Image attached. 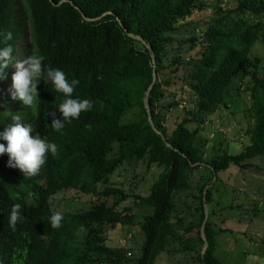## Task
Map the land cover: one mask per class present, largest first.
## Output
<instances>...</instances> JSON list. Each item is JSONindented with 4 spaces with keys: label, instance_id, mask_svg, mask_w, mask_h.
<instances>
[{
    "label": "trees",
    "instance_id": "1",
    "mask_svg": "<svg viewBox=\"0 0 264 264\" xmlns=\"http://www.w3.org/2000/svg\"><path fill=\"white\" fill-rule=\"evenodd\" d=\"M206 1L0 0V32L12 33L6 43L14 58L42 55L43 65L78 80L73 98L92 102L90 110L56 132L50 125L61 118L55 108L61 93L38 82L40 102L32 112L11 98L13 67L0 81V130L19 115L35 134L57 145L35 176L6 167L7 155H0V264H155L162 254L173 253L195 254L197 264H225L214 256L212 190L220 172L264 160V72L260 60L250 59L254 45L264 40V0L218 8L217 19L199 35L193 27L182 40L179 31L191 25L188 19L202 12ZM197 47V53L183 54ZM177 83L194 102L189 117L167 136L166 115L181 102L174 94L168 104L164 98ZM232 89L248 96L253 125L244 131L240 152L206 162L197 140L200 126L221 107L227 109ZM136 166L145 175L160 170L145 196L130 195L113 180ZM202 168L207 178L192 196L195 206L180 211L176 201L190 190L191 174ZM131 179L135 186L145 180L135 171ZM70 190L94 200L84 211L63 215L53 228L50 201ZM129 199L132 206H122ZM16 203L23 219L12 229L7 216ZM139 216L140 257L129 259L131 252L121 243L109 246L101 232L131 226Z\"/></svg>",
    "mask_w": 264,
    "mask_h": 264
},
{
    "label": "rangeland",
    "instance_id": "2",
    "mask_svg": "<svg viewBox=\"0 0 264 264\" xmlns=\"http://www.w3.org/2000/svg\"><path fill=\"white\" fill-rule=\"evenodd\" d=\"M237 0H207L202 12L195 11L187 23L179 31L180 38L185 40L187 32L193 27L199 32L214 19H217L215 11L220 8L227 11L235 6ZM246 18L254 19L246 14ZM183 25V24H182ZM177 35V36H179ZM138 40V39H137ZM199 51L197 47L191 54L183 52L185 57ZM250 59L260 60L258 69L264 72V40L256 43L251 51ZM252 70V69H250ZM182 73L180 74V76ZM169 93V94H168ZM175 96L180 104L172 108L166 115L164 122L165 134L169 136L175 125L182 119L188 118L186 111L193 107L194 98L189 90L177 83L166 90L164 103L168 104ZM227 109L221 107L213 115L206 117L201 124L198 134V144L202 147L203 158L207 162L214 156L225 152L236 154L240 152L245 143L244 131L251 128L253 120L247 109L250 106L249 98L245 93L237 95L232 89L227 96ZM194 126L195 124H192ZM134 171L145 180L133 184ZM159 169L152 168L145 175L143 168H128L122 170L113 177V180L124 192L138 193L141 196L147 194L150 180L157 177ZM207 173L202 169L191 174L190 190L176 201L181 211L186 205L194 207L192 196L196 194V187L200 186ZM218 181L213 184L212 197L214 200L215 216L211 217V223L216 230V249L214 256L225 264H264V160L256 158L246 169L239 170L230 167L217 175ZM138 180V179H136ZM135 180V181H136ZM134 181V182H135ZM94 198L73 190L58 193L50 201L53 213L59 212L62 216L67 213L84 211L93 202ZM129 199L122 206H132ZM121 206V207H122ZM207 213V207L205 206ZM194 213V212H192ZM141 217H137L131 226L117 228L105 227L101 232L109 246L120 247L122 245L131 252L129 259L140 257V245L143 236L140 232ZM119 243H121L119 245ZM195 254H162L155 264H197Z\"/></svg>",
    "mask_w": 264,
    "mask_h": 264
},
{
    "label": "clouds",
    "instance_id": "3",
    "mask_svg": "<svg viewBox=\"0 0 264 264\" xmlns=\"http://www.w3.org/2000/svg\"><path fill=\"white\" fill-rule=\"evenodd\" d=\"M12 39L11 32H0V81L6 79L9 66L15 69L11 75V98L19 100L23 106L32 112L39 107L36 86L43 81L50 85L51 90L61 93L63 100L55 108L60 114V119L53 118L50 128L59 132L66 123L76 119L81 112L88 111L92 102L85 98H73L74 88L79 83L76 79L70 81L65 72L58 68H51L42 64L44 57L39 54H30L21 60L13 56V47L6 43ZM54 115V114H53ZM11 124L0 130V155H7L6 167L18 169L23 176H35L45 164L48 155H55L57 145L46 137L35 134L31 124L22 123L19 115L11 117ZM21 205L13 204L8 212V226L15 229L17 222L22 221ZM51 227L58 228L62 215L57 212L49 218Z\"/></svg>",
    "mask_w": 264,
    "mask_h": 264
},
{
    "label": "water",
    "instance_id": "4",
    "mask_svg": "<svg viewBox=\"0 0 264 264\" xmlns=\"http://www.w3.org/2000/svg\"><path fill=\"white\" fill-rule=\"evenodd\" d=\"M138 40H140V39H138ZM145 107L147 108V103L145 102Z\"/></svg>",
    "mask_w": 264,
    "mask_h": 264
}]
</instances>
